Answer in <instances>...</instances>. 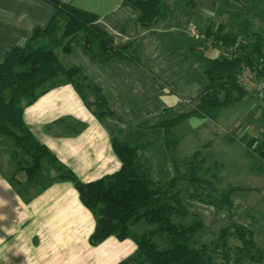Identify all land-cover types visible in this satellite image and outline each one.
<instances>
[{"label": "crops", "instance_id": "crops-1", "mask_svg": "<svg viewBox=\"0 0 264 264\" xmlns=\"http://www.w3.org/2000/svg\"><path fill=\"white\" fill-rule=\"evenodd\" d=\"M60 1L94 13L97 26L116 45L131 43L136 58L114 57L99 62L80 44H74L61 55V63L78 66L99 87L110 113L98 118L74 85L61 80L34 102L24 104L26 124L60 163L83 181L119 169L121 163L111 144L113 137L139 146L149 163L150 176L155 181H168L177 168L166 147L165 129L159 124L195 108L199 94L208 85L204 73L207 60L229 54V49L219 44L193 53L185 41L188 37L202 39L207 27L232 31L242 14L248 31L262 34L248 16L260 15L264 23V0L256 10L255 0H243L244 9L236 7L235 12L229 0H196L193 10H187L182 0H166L169 9L150 26L136 23L137 11L124 0ZM54 11L48 0H0V63L14 47L27 44ZM223 11L228 15L222 14L224 19L217 20L220 17L216 13ZM216 123L215 118L191 115L173 126L170 132L177 140L176 157L183 159L208 148L212 138L232 143L233 137L219 133ZM183 124L197 131L199 138L200 149L190 155L179 153L187 147L177 133ZM8 138L0 136V146L12 152L13 143ZM7 140L6 146L3 143ZM12 164V159L10 164L0 161V264H115L134 251L133 241L114 236L91 245L89 235L95 220L72 184L57 181L39 190L37 184L26 182L24 171ZM260 230L264 232V219Z\"/></svg>", "mask_w": 264, "mask_h": 264}, {"label": "trees", "instance_id": "trees-1", "mask_svg": "<svg viewBox=\"0 0 264 264\" xmlns=\"http://www.w3.org/2000/svg\"><path fill=\"white\" fill-rule=\"evenodd\" d=\"M48 1L55 8L48 23L36 29L27 44L14 47L0 63V136L12 140L11 157L17 163V170L25 172L26 182L37 184L39 190L57 181L70 182L82 205L94 217V228L89 235L91 245L110 236L134 242V251L117 264H241L244 261L264 264L262 248L252 231L242 224L233 223L221 228L207 242L198 238L205 228L203 219L189 211L183 197L198 198L223 209L232 206L237 188L221 189L216 185L222 164L212 153L209 166H204L201 150L178 159L175 154L177 140L170 132L173 126L191 115L215 118L220 109L248 93L239 83L238 74L242 68L249 67L264 75L261 59L264 57V37L250 31L246 37L254 35L255 40L242 46L236 44L237 37L231 31L207 27L202 39L188 37L185 41L193 53H201L207 46L218 44L229 49L235 45L238 50L228 56L209 58L204 70L208 85L199 94L195 108L159 124L165 129L166 147L176 162L174 177L166 182L155 181L150 176L148 161L140 154V147L113 137L111 144L121 163L119 169L83 181L72 169L60 163L26 124L24 104L34 102L50 86L62 80L73 84L86 105L101 119L110 110L99 87L83 75L78 66L63 65L58 52L66 53L74 44H80L99 62L136 56L131 43L116 45L97 26L94 13L60 0ZM182 1L187 10L197 6L196 0ZM124 2L137 11L136 23L142 26L154 24L170 7L166 0ZM245 25V29L248 28V24ZM89 90L96 92L100 100L88 102ZM245 137L246 148L250 150L246 149V155L262 159L264 165V139ZM181 165L186 166L185 169ZM189 186L194 187L192 192ZM137 226L142 229L135 231ZM232 237L239 243L231 245L229 238Z\"/></svg>", "mask_w": 264, "mask_h": 264}, {"label": "rangeland", "instance_id": "rangeland-1", "mask_svg": "<svg viewBox=\"0 0 264 264\" xmlns=\"http://www.w3.org/2000/svg\"><path fill=\"white\" fill-rule=\"evenodd\" d=\"M229 2L233 5L234 12L236 7L242 10L244 9L243 6L245 7L243 0H229ZM253 5V9L256 10L257 5H260V0L259 2L255 0ZM222 14L223 16L228 15L223 11V13L217 12L216 16L220 17ZM243 16L242 14L238 22H235V28L231 32L237 37L236 44L246 46V42L250 44L255 40V36L249 35L246 37L249 31L247 28L245 29L246 20H243ZM258 16L260 17V15ZM258 16L256 14H249L248 17H251L254 22V28L262 31L263 35H260L264 36V23L260 21ZM218 19L222 20L224 17ZM211 29L218 30L220 28L211 27ZM224 31L226 30H221V32ZM237 50L234 45L232 49H229L227 56ZM63 54L58 52L59 58H62L61 55ZM225 55L222 54L220 56ZM261 59L264 65V57ZM238 81L248 90V93L240 100L220 109L215 116L217 128L221 130L219 133L233 137L232 143H228L221 137L218 139L212 138V143L208 148L200 149V147L198 148L199 138L197 131L190 130L187 125L183 124L184 126L177 132L181 135L182 143L185 144L187 142V147H183V151L179 152L181 155H190L194 150L200 149L202 152L200 155L205 158L204 166H209L210 161H212L210 153L222 164V168L218 173L219 182L216 185L221 189L237 188L233 194V204L229 208L217 209L213 205L203 203L198 198L183 197V201L190 212L200 215L203 219L205 228L198 236L200 240L210 241L221 228L229 225L232 226L235 223L248 227L252 231L256 243L259 246L260 244L263 246V236L260 235L264 232L260 230V227L264 219V165L262 159L256 156L245 157L246 149L247 151L249 150V148H246L247 140L245 136H254L258 140L264 139V92L260 93L257 87L258 85L264 87V75H260L257 70L244 67L239 71ZM99 98L100 96L93 90L88 91V102L97 101ZM3 144L7 146L8 140ZM11 154L12 152L9 149H4L0 146V161L10 164L12 159V162L17 166ZM14 164L12 165L14 166ZM181 166L184 167V165ZM250 168L255 171L260 168V172L249 171ZM20 175L24 176L22 173ZM185 188H187V185ZM189 189L192 192L194 187L189 186ZM198 190L200 191V189ZM205 190L203 189V192H207ZM141 229L142 227L137 226L134 230L140 231ZM233 230V227H231V231ZM229 243L233 245L238 244L239 241L235 237H232L229 238ZM124 249H127V247L124 246ZM124 256L122 259L128 255L124 254ZM241 264L256 263L244 261Z\"/></svg>", "mask_w": 264, "mask_h": 264}, {"label": "built area", "instance_id": "built-area-1", "mask_svg": "<svg viewBox=\"0 0 264 264\" xmlns=\"http://www.w3.org/2000/svg\"><path fill=\"white\" fill-rule=\"evenodd\" d=\"M258 87V90L260 91V93H262V91L264 92V87L263 86H257ZM264 94V93H263Z\"/></svg>", "mask_w": 264, "mask_h": 264}]
</instances>
